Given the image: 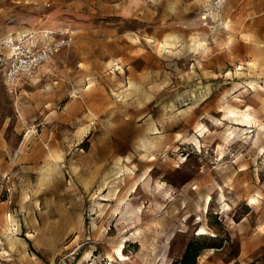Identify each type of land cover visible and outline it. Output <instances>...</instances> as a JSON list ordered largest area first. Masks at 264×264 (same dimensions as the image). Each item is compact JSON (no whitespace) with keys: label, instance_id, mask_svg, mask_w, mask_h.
Returning a JSON list of instances; mask_svg holds the SVG:
<instances>
[{"label":"rangeland","instance_id":"obj_1","mask_svg":"<svg viewBox=\"0 0 264 264\" xmlns=\"http://www.w3.org/2000/svg\"><path fill=\"white\" fill-rule=\"evenodd\" d=\"M63 32L16 93L0 62V264H264V0H0Z\"/></svg>","mask_w":264,"mask_h":264},{"label":"built area","instance_id":"obj_2","mask_svg":"<svg viewBox=\"0 0 264 264\" xmlns=\"http://www.w3.org/2000/svg\"><path fill=\"white\" fill-rule=\"evenodd\" d=\"M45 39L33 33L0 37V54H5L0 55V62L5 63V84L11 93L17 92L21 80L32 77L40 66L70 45L74 36L63 32L57 38Z\"/></svg>","mask_w":264,"mask_h":264},{"label":"trees","instance_id":"obj_3","mask_svg":"<svg viewBox=\"0 0 264 264\" xmlns=\"http://www.w3.org/2000/svg\"><path fill=\"white\" fill-rule=\"evenodd\" d=\"M215 241V240H214ZM208 247H221V244L203 239L202 236H192L182 256L171 264H198V257Z\"/></svg>","mask_w":264,"mask_h":264},{"label":"bare ground","instance_id":"obj_4","mask_svg":"<svg viewBox=\"0 0 264 264\" xmlns=\"http://www.w3.org/2000/svg\"><path fill=\"white\" fill-rule=\"evenodd\" d=\"M249 109V108H248ZM237 111V110H236ZM241 111V110H240ZM233 113H236V112H234V111H232ZM238 113L240 114V112L238 111ZM243 117H246V118H252L251 116V114L248 112V111H245V112H243ZM157 182V181H156ZM160 186V185H159ZM138 189H136V191H137ZM256 202V199L255 198H252L251 199V203H255ZM203 231V230H202ZM5 250V249H4ZM118 253H119V255H120V258H122V259H125L126 258V254L124 253V251H122L121 250V248L120 247H118ZM111 259H112V261H114L115 259H114V257L111 255Z\"/></svg>","mask_w":264,"mask_h":264},{"label":"crops","instance_id":"obj_5","mask_svg":"<svg viewBox=\"0 0 264 264\" xmlns=\"http://www.w3.org/2000/svg\"><path fill=\"white\" fill-rule=\"evenodd\" d=\"M4 35H7V34H4ZM4 35H0V37L4 36ZM4 147H5V144L4 142L0 139V162L2 160V155H4ZM4 264H8V263H4Z\"/></svg>","mask_w":264,"mask_h":264}]
</instances>
